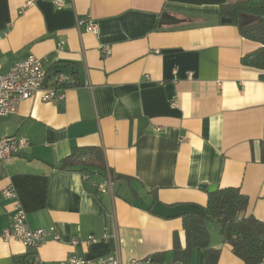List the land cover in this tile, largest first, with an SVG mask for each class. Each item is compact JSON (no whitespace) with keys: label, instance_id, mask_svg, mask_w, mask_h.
I'll return each instance as SVG.
<instances>
[{"label":"crops","instance_id":"crops-1","mask_svg":"<svg viewBox=\"0 0 264 264\" xmlns=\"http://www.w3.org/2000/svg\"><path fill=\"white\" fill-rule=\"evenodd\" d=\"M54 1L0 0L1 70L34 56L45 87L56 73L69 82L62 100L37 94L0 117V139L28 142L0 163V233L13 215L2 196L8 185L28 226L45 231L36 249L0 240V264H65L68 252L93 264L158 253L161 264H182L172 262V235L185 246L181 218L151 208L203 210L209 187L237 189L248 199L238 218L264 224V82L241 64L260 45L221 16L236 0ZM78 20L95 32L79 30ZM92 148L110 171L111 193L96 188L104 171L61 168ZM208 233L217 264H243L216 222ZM89 236L98 242L86 244ZM184 264H203L202 251Z\"/></svg>","mask_w":264,"mask_h":264},{"label":"trees","instance_id":"trees-1","mask_svg":"<svg viewBox=\"0 0 264 264\" xmlns=\"http://www.w3.org/2000/svg\"><path fill=\"white\" fill-rule=\"evenodd\" d=\"M221 16L238 28L240 35L260 45L244 55L241 64L260 72L264 82V0H236L221 8ZM72 76V74H71ZM69 85L67 82L66 86ZM85 160L73 153L62 161L61 168L79 167L81 170H104L102 153L97 148L86 150ZM261 162L264 164V144L261 145ZM248 199L237 189H217L207 194L204 216L188 214L181 216L185 246L180 248L178 237L172 235V262L187 263L193 250L202 251L203 264H217L219 251L209 247V224L216 222L223 242L243 264H260L264 260V224L248 216L238 218L246 209ZM165 253L152 256L161 264Z\"/></svg>","mask_w":264,"mask_h":264},{"label":"built area","instance_id":"built-area-1","mask_svg":"<svg viewBox=\"0 0 264 264\" xmlns=\"http://www.w3.org/2000/svg\"><path fill=\"white\" fill-rule=\"evenodd\" d=\"M53 4L57 8L63 6L62 0H55ZM31 5L27 2L26 6ZM76 26L79 30L86 32H95V27L84 20H78ZM63 43L60 42L59 47ZM103 54H109L108 48L103 49ZM46 72L41 66V62L34 56H28L23 60L14 61L9 65L6 72L0 68V117L15 113L19 104L28 100L35 95H40L43 102L60 101L64 98V91L68 79L61 73H56L54 85L50 88L45 87ZM28 146L24 138H3L0 139V163L6 161ZM82 156L81 160H85ZM104 179L96 185L97 191L103 194L112 192L113 179L110 171L106 168ZM2 196L6 199L13 200V215L10 218L9 227L0 233L1 241H15L25 248L36 249L44 239L45 231L41 228L31 229L26 220V215L21 206L15 199V193L10 185L2 190ZM52 232V229H49ZM98 239L89 236L85 241L86 244L97 243ZM77 240H71V246L77 245ZM65 264H93L91 260L75 256L73 252H68L65 256ZM98 264H121L117 258L108 257L97 260ZM36 264V262H34ZM126 264H158L147 257L141 261L131 260Z\"/></svg>","mask_w":264,"mask_h":264},{"label":"water","instance_id":"water-1","mask_svg":"<svg viewBox=\"0 0 264 264\" xmlns=\"http://www.w3.org/2000/svg\"><path fill=\"white\" fill-rule=\"evenodd\" d=\"M6 70L7 68L4 69L3 73H5ZM215 189H216L215 187H209L207 188V192L211 193L215 191ZM151 211L152 213L165 218L181 217L183 215H188V214H197L204 216L205 214L202 209L192 205H180L173 208H167L159 203H155L152 206Z\"/></svg>","mask_w":264,"mask_h":264}]
</instances>
